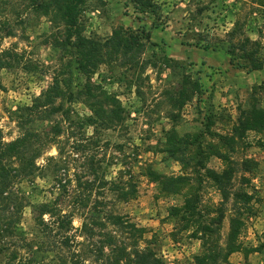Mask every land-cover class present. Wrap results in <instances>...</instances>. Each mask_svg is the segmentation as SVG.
<instances>
[{
  "label": "rangeland",
  "instance_id": "1",
  "mask_svg": "<svg viewBox=\"0 0 264 264\" xmlns=\"http://www.w3.org/2000/svg\"><path fill=\"white\" fill-rule=\"evenodd\" d=\"M29 3L0 0V58L9 65L0 68V142L31 133L30 155L37 154L36 170L15 179L24 207L16 236L3 240L0 264H107L114 245L132 241L126 230L118 232L116 216L143 229L137 247L150 248L164 264H192L199 240L168 217V208L179 206L182 197L161 196L146 172H184L162 152L170 132L196 133L209 124L211 132L225 135L243 110L253 104L264 110V0H153V8L143 13L130 0H86L78 17L81 37L103 44L122 31L138 35L142 44L131 51L101 49L91 72L84 74L75 50L64 49L63 23L32 11ZM245 38V50L255 51L260 70L229 63L230 45ZM239 53L233 52L238 63L250 65ZM56 82L55 91H70L73 99H58L59 111L42 114L44 107L32 106L42 105V95ZM86 84L102 103L99 117L82 94ZM182 86L187 97L178 100L179 107L174 101ZM110 111L119 118H110ZM229 157L247 161V168L234 174L231 192L244 189L252 200L243 205L229 199L220 241L241 207L239 241L256 251L232 253L226 264H264V133L246 132ZM3 162L19 167L15 156ZM207 165L222 168L215 157ZM201 194L202 207L220 201L208 183ZM43 203L66 215L70 224L57 230L55 217L46 214L50 231L40 232L31 205ZM104 234L115 241L105 243Z\"/></svg>",
  "mask_w": 264,
  "mask_h": 264
},
{
  "label": "trees",
  "instance_id": "2",
  "mask_svg": "<svg viewBox=\"0 0 264 264\" xmlns=\"http://www.w3.org/2000/svg\"><path fill=\"white\" fill-rule=\"evenodd\" d=\"M86 0H29V6L32 11L52 14L57 17L65 28L64 49L71 47L75 50V56L78 63V69L83 74L90 73L93 68L96 54L109 45L115 50L131 51L134 47L141 46L138 35L132 33H123L117 31L114 35L100 44L98 41L86 39L79 35L78 17L81 6ZM134 9L140 13L153 8V0H130ZM6 35L11 36L13 32L10 28H5ZM235 32V30L233 31ZM143 34V32L141 33ZM145 38L147 39L148 36ZM248 39L238 43V45H230L228 52L230 53V64H236L237 68L249 67V70H260L262 64L254 57L255 51H246L245 43ZM254 44V43H253ZM235 50H239V55L246 59L250 65L239 64L237 56L233 55ZM9 67V65L1 61L0 68ZM89 70V71H88ZM67 84V83H66ZM193 84L191 87H196ZM58 83H54L42 95L41 102L36 103L32 107H44L42 114L51 115L59 111L61 105L55 106L58 99H68L72 101L73 95L69 91L67 95L60 91ZM178 92V96L174 102L187 97V89L185 86ZM193 90V89H192ZM85 95L89 106H95L93 111L97 117L103 114L102 103L93 92L89 85H85L81 89ZM81 94V92H78ZM46 107H51L47 109ZM111 112V111H110ZM110 118L118 119L117 112L112 111ZM246 132L264 133V110L255 104L249 110H243L237 118L236 123L232 126L228 134L222 135L211 132L209 124L202 131L196 133H184L178 135L170 132L166 137L162 152L168 154V157L176 161L184 172L177 176H167L154 170H147L146 176L151 182H154L157 191L161 196H180L182 203L179 206H171L168 208V217L175 219L180 224V230L187 231L189 238L197 239L200 242V250L194 255L192 264H226L232 253L239 252L243 255L256 251L255 249H247L239 241L240 234L243 229L242 208L240 207L234 212L229 220L228 232L223 243L220 241V223L224 217V206L230 198L235 204L247 205L252 197L244 189L231 192V180L235 173L239 170L247 168V161L242 160L239 163L229 157V154L235 152V148L239 145ZM32 136V137H31ZM31 133L24 135L21 139L2 144L0 142V253L6 250L5 238L16 236V224L20 220L23 205L19 203L18 190L15 188V179L21 174L31 175L36 170L34 159L37 154L30 155ZM212 138L216 142H206L205 138ZM32 142V141H31ZM16 157L18 168L12 169L6 165L3 160L10 157ZM211 157L217 158L222 165L220 171H216L208 167V161ZM240 165V168H239ZM187 170L189 173H186ZM215 187L220 195V201L213 207L201 206V193L206 184ZM127 197V193L122 194ZM32 219L36 222V226L40 232L45 234L48 224L45 223L43 216L48 215L49 218L55 220L56 229L61 230L70 224V219L66 215H60L54 207L48 204L31 205ZM112 218V217H111ZM49 221V220H48ZM113 223L120 229L118 232H127L132 240L131 244L124 245L119 243L113 246L110 254L107 255V264H164L150 248H139L136 242L144 233L142 228H137L134 224L124 221L121 217H113ZM102 225V224H101ZM93 235V233H91ZM105 243L112 244L114 237L104 234ZM65 244V243H63ZM264 248V243L261 244ZM100 251V250H99ZM13 258L16 255H12ZM101 256V255H100Z\"/></svg>",
  "mask_w": 264,
  "mask_h": 264
}]
</instances>
